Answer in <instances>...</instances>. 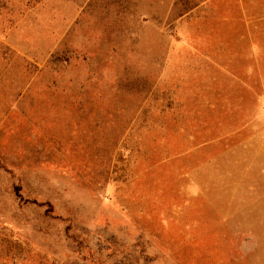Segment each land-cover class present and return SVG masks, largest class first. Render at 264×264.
Here are the masks:
<instances>
[{
    "label": "rangeland",
    "instance_id": "374dc122",
    "mask_svg": "<svg viewBox=\"0 0 264 264\" xmlns=\"http://www.w3.org/2000/svg\"><path fill=\"white\" fill-rule=\"evenodd\" d=\"M0 264H264V0H0Z\"/></svg>",
    "mask_w": 264,
    "mask_h": 264
},
{
    "label": "crops",
    "instance_id": "0c3cea01",
    "mask_svg": "<svg viewBox=\"0 0 264 264\" xmlns=\"http://www.w3.org/2000/svg\"><path fill=\"white\" fill-rule=\"evenodd\" d=\"M260 63V61H258Z\"/></svg>",
    "mask_w": 264,
    "mask_h": 264
}]
</instances>
